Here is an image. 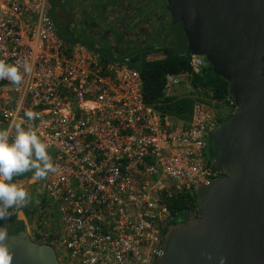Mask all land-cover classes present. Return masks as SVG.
<instances>
[{
  "label": "built area",
  "instance_id": "2783aa9c",
  "mask_svg": "<svg viewBox=\"0 0 264 264\" xmlns=\"http://www.w3.org/2000/svg\"><path fill=\"white\" fill-rule=\"evenodd\" d=\"M187 56L190 70L166 75L167 90L192 91L206 61ZM0 60L32 68L20 85L0 80V128L35 131L57 167L30 185L28 237L60 264H156L163 225L180 220L172 200L222 175L205 157L217 102L194 103L186 123L162 116L144 103L137 69L59 36L49 0H0ZM218 105L235 111L230 98Z\"/></svg>",
  "mask_w": 264,
  "mask_h": 264
},
{
  "label": "water",
  "instance_id": "95a60500",
  "mask_svg": "<svg viewBox=\"0 0 264 264\" xmlns=\"http://www.w3.org/2000/svg\"><path fill=\"white\" fill-rule=\"evenodd\" d=\"M166 3L186 53L227 83L235 111L211 133L221 177L195 190L196 211L163 225L156 264H264V0ZM7 235L11 264H60L51 246Z\"/></svg>",
  "mask_w": 264,
  "mask_h": 264
},
{
  "label": "trees",
  "instance_id": "16d2710c",
  "mask_svg": "<svg viewBox=\"0 0 264 264\" xmlns=\"http://www.w3.org/2000/svg\"><path fill=\"white\" fill-rule=\"evenodd\" d=\"M49 2L52 8L51 15H53L54 10H61L62 13L60 21L56 22L58 23V27L56 26V28L59 36L68 44L80 42L91 49L98 50L101 52L105 62L128 64L137 69L142 81V97L144 103L151 106L162 116H168L173 120L186 123L191 118L193 105L196 102L210 104V101L214 100L217 102V105L220 103H229L230 97L227 92V83L213 73L211 66L207 62L199 74L191 77L190 88L192 91L189 94L182 96L167 95L166 75L184 73L190 70L186 46L183 49L175 48L171 53L163 55L162 58L155 60L144 59L136 64H132L128 60V53L120 54L116 50L114 51L105 47L99 48L96 44L92 43V38V40H86L78 28L81 23L80 14L77 16L70 15L69 10L65 7L64 0H49ZM115 15L118 16L119 13L115 12ZM112 17L114 16L111 15L109 18ZM216 108L218 107L216 106ZM230 115L223 117L220 121H224ZM212 159L213 153L209 157V160ZM32 175L33 172H26L22 175L15 176L13 180L15 183H18L19 181L32 177ZM32 187L34 188V186ZM172 205L174 217H180V221H183L188 217L189 212L197 207L195 194L193 196L185 194L174 198ZM19 209L27 212L25 206L19 207ZM17 211L16 208L10 209L12 215L0 221V225L5 228L8 234L16 235L20 232H25L23 222L17 219Z\"/></svg>",
  "mask_w": 264,
  "mask_h": 264
},
{
  "label": "flooded vegetation",
  "instance_id": "af4514ba",
  "mask_svg": "<svg viewBox=\"0 0 264 264\" xmlns=\"http://www.w3.org/2000/svg\"><path fill=\"white\" fill-rule=\"evenodd\" d=\"M71 1L74 8L69 10V13L75 15L80 12L81 23L78 28L84 38H92V43L99 48L116 50L120 54L128 53V60L132 64L144 59L162 58L175 48L183 49L186 46L187 49L182 25L172 23L166 10V0H134L132 4L119 9L121 16L112 18L103 14V7L98 6L99 0H92V10L95 14H87L86 8L82 11L81 2ZM61 15V10H54L52 17L57 22L60 21ZM213 147L211 138L207 143L205 157H210Z\"/></svg>",
  "mask_w": 264,
  "mask_h": 264
},
{
  "label": "clouds",
  "instance_id": "9594fccd",
  "mask_svg": "<svg viewBox=\"0 0 264 264\" xmlns=\"http://www.w3.org/2000/svg\"><path fill=\"white\" fill-rule=\"evenodd\" d=\"M22 67L23 73L17 65L0 60V80L20 85L24 74L32 70L27 60ZM25 116L31 120L38 114L29 110ZM48 148V144L30 128L16 124L13 136H10L9 129L0 128V221L12 215L10 209L24 207L31 200L27 191L14 182L15 176L33 172L35 178L44 179L50 172L57 171ZM7 238V231L0 228V264H11L12 255L4 243Z\"/></svg>",
  "mask_w": 264,
  "mask_h": 264
},
{
  "label": "rangeland",
  "instance_id": "374dc122",
  "mask_svg": "<svg viewBox=\"0 0 264 264\" xmlns=\"http://www.w3.org/2000/svg\"><path fill=\"white\" fill-rule=\"evenodd\" d=\"M64 3L67 10H73L74 5L71 0H64ZM75 12L76 11L74 10L73 13ZM55 24L58 27V23L55 22ZM189 91L190 89L187 86H184V87L170 88L166 91V93L167 95L182 96V95H186ZM217 107H218L217 110L219 111V113L222 114V117H226L227 115L232 114L233 107H229L228 105H217ZM37 180H38L37 178L30 177L22 181H19L17 184L18 186L24 188L27 191L28 195L30 196V194H32L34 190V188L30 185L35 184L34 181ZM35 186H38V184H36ZM16 209L18 210L17 219L21 220L22 219L21 210L19 209V207H17ZM194 210L196 211L197 207Z\"/></svg>",
  "mask_w": 264,
  "mask_h": 264
},
{
  "label": "crops",
  "instance_id": "0c3cea01",
  "mask_svg": "<svg viewBox=\"0 0 264 264\" xmlns=\"http://www.w3.org/2000/svg\"><path fill=\"white\" fill-rule=\"evenodd\" d=\"M78 2H81V10L83 11V8H86L87 10L86 13L87 14H95V11L92 10V6H93V3H92V0H77ZM134 0H99V3L98 6L101 8L103 7L104 11H103V14H106L108 17H110L111 15L112 16H116L115 15V12L119 13V16H121V13H120V8L121 7H125L126 5H130L133 3ZM50 4V12H51V3L49 2ZM78 8V7H77ZM80 12H76L75 15H79ZM81 16V15H80ZM123 16V15H122ZM22 214V213H21ZM22 218H23V215H22ZM24 229L26 231V228L24 226Z\"/></svg>",
  "mask_w": 264,
  "mask_h": 264
}]
</instances>
